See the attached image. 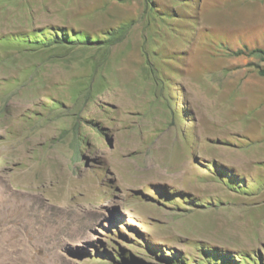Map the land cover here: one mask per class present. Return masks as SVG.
Instances as JSON below:
<instances>
[{
  "label": "rangeland",
  "instance_id": "374dc122",
  "mask_svg": "<svg viewBox=\"0 0 264 264\" xmlns=\"http://www.w3.org/2000/svg\"><path fill=\"white\" fill-rule=\"evenodd\" d=\"M122 24L101 48L22 54L11 39L52 25L100 39ZM4 38L0 264L264 252V0H0ZM88 81L78 154L69 120L33 113ZM221 166L245 176L244 193L216 178Z\"/></svg>",
  "mask_w": 264,
  "mask_h": 264
},
{
  "label": "trees",
  "instance_id": "16d2710c",
  "mask_svg": "<svg viewBox=\"0 0 264 264\" xmlns=\"http://www.w3.org/2000/svg\"><path fill=\"white\" fill-rule=\"evenodd\" d=\"M129 29L127 24H122L116 29H110L101 34L100 37H91L83 30H73L61 25H52L50 27H37L29 32H16L11 35L15 47L22 54L32 53L44 50H60L72 49L78 46H90L101 48L109 42L123 37ZM0 43H8L6 38L1 39ZM262 53L263 62L264 54ZM54 55V54H53ZM61 58L62 56H52ZM260 75H264V69L259 71ZM94 87L92 81H88L87 85L76 87L70 92L68 100L54 96L38 97V104L33 115L37 117V121H43L44 124L65 123L69 120V126L63 128V133H70L74 136L75 152L80 154V143H84L85 138L80 134L82 125L91 124L89 116V107L94 104L92 100ZM31 118V117H30ZM87 143V141H85ZM82 147V146H81ZM77 156V154H76ZM216 178L229 190L235 193H244L247 189V179L245 176H239L232 168L221 166L217 171ZM264 249V248H263ZM202 258L197 260V264H264V252L258 250L252 254L246 255L241 252H234L229 249L214 246L212 248L202 247L199 254ZM166 263L174 264L175 256L166 255ZM182 259L181 256H177Z\"/></svg>",
  "mask_w": 264,
  "mask_h": 264
}]
</instances>
